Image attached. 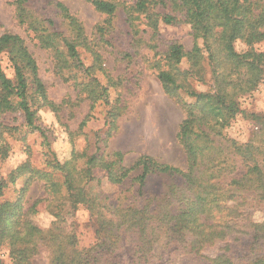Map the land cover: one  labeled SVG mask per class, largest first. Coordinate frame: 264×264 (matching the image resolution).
Segmentation results:
<instances>
[{
  "label": "rangeland",
  "instance_id": "374dc122",
  "mask_svg": "<svg viewBox=\"0 0 264 264\" xmlns=\"http://www.w3.org/2000/svg\"><path fill=\"white\" fill-rule=\"evenodd\" d=\"M58 1L81 25L85 38L76 47L78 60L66 56L65 67L57 66L53 50L41 45L38 32L18 21L12 0H0V34H18L36 61L50 104L38 109L35 124L45 131L54 157L65 165L72 149L90 156L99 146L97 153L106 161L116 158L113 152H121L118 164L125 167L145 154L184 170L186 156L176 139L184 109L162 89L157 72L167 67L163 57L171 43L178 42L189 51L194 42L202 46V40H194L186 23H161L157 34L152 35L142 14L131 10L137 0H110L116 3L112 14L97 11L85 0ZM29 6L47 19L46 23L53 21L52 29L69 33L68 20L56 9L55 0H30ZM156 10L164 12L167 8ZM56 42L55 47L66 53L63 43ZM234 47L239 53L248 48L241 41H236ZM252 48L262 52L264 42L254 43ZM0 60L5 74L12 78L5 56ZM203 64L205 70L189 77L188 85L178 91L187 103L194 101L188 89L203 93L213 89L214 76L207 59ZM179 67L188 68L185 57ZM93 79L100 85L98 90L106 89L95 98L90 97L84 86ZM235 101L236 112L223 134L251 145L255 161L264 171V71L250 90L236 95ZM82 121L85 124L80 127ZM46 149L39 132L26 126L21 111L0 115V202L20 201L24 212L35 200L50 196L47 179L64 181L57 163H48L52 162V156L46 155ZM84 161L80 157L75 166L70 165L71 185L61 184L59 192L47 201L52 210L61 208L60 224L53 223L54 216L45 207L33 214L43 232L36 239L37 251L28 264L92 263L100 257L111 264H211L210 260L223 252L221 240L205 245L199 252L185 247L188 243L183 241L185 234L190 239L195 235L193 227L185 228L190 225L185 201L176 197L185 191L180 175L152 172L139 187L136 177L141 173L140 166L119 184L108 181L105 169L92 168L91 176L79 182L78 171L85 168ZM18 166L24 169L12 181V172ZM234 193V200L228 202L234 206H228L224 214L230 218L236 211L239 214L236 225L250 227L249 230L253 224L263 223L264 201L258 199L256 191L242 188ZM127 213H138L136 223L144 219L145 223L138 228L126 226L125 222L134 221ZM166 216H172L170 222L183 227L178 224L177 232L169 233V237L163 236L160 225ZM7 241L0 245V264H13ZM224 250L225 255L239 260L246 249L233 244Z\"/></svg>",
  "mask_w": 264,
  "mask_h": 264
},
{
  "label": "trees",
  "instance_id": "16d2710c",
  "mask_svg": "<svg viewBox=\"0 0 264 264\" xmlns=\"http://www.w3.org/2000/svg\"><path fill=\"white\" fill-rule=\"evenodd\" d=\"M85 1L105 14H112L116 9V3L110 0ZM29 2L30 0H12L18 21L38 32L41 45L53 50L57 66L68 65L66 56L78 60L76 47L85 38L81 25L68 13L66 6L55 0L56 9L68 20L70 31L67 35L52 29L53 21L48 20L46 23L47 19L30 8ZM157 8H167V11L162 12L156 10ZM131 10L142 14L145 25L152 30V35L157 34L161 23H186L190 26L194 40H202V46L194 42L189 51H185L178 42L171 43L163 57L167 67L157 72L162 89L180 102L184 109L176 139L186 156V168L182 170L145 154L139 156L131 166L125 167L118 164L122 159L121 152H113L112 155L116 158L106 161L97 153L99 146H96V151L90 156L72 149L70 159L65 165H61L49 148L45 131L35 124L38 109L50 104L37 73L36 61L23 38L18 34L3 32L0 34V58L5 56L13 77L5 74L0 60V115L12 110L23 113L26 126L37 130L43 138L47 148L46 155L52 156V162L48 163H57L56 168L61 170L64 181L60 183L47 179L46 188L50 196L35 200L24 212L20 201L0 202V245L8 239L12 263L28 264L30 257L37 251L36 239L42 237L43 232L32 218L33 214L45 207L54 216L53 223L60 224L61 208L52 210L47 201L52 194L59 192L61 184L66 187L71 185L70 165L75 166V162L82 157L85 159V168L78 171L81 175L79 182L91 176L92 168L105 169L108 181L119 184L140 166L141 173L136 177L139 187L152 172L180 175L185 191H181L176 197L185 201L188 212L186 220L190 223L185 228L193 227L195 235L190 239L189 234H185L183 241L188 242L185 247L189 251L199 252L205 245L221 240L224 242L221 249L223 252L213 257L211 264H264V222L253 224L252 230H249L250 227L236 225L239 217L236 211L232 212L230 218L223 212L228 206L233 208L234 205H228V202L234 200V192L238 189L252 188L258 199L264 201V171L255 161L252 146L238 143L223 134V129L236 112V95L250 90L264 71V50L255 52L252 48L254 43L264 42V0H137ZM57 40L66 47V53L55 47ZM236 41L243 42L248 47L247 50L243 53L237 52L234 47ZM184 57L188 68L182 70L179 63ZM204 59H207L214 76L213 89L204 93L188 89L187 92L194 101L187 103L178 91L188 85L189 77L199 75L205 70ZM84 86L91 98L101 96L106 90L103 87L98 90L100 85L94 79ZM84 124L85 121H82L80 127ZM23 169L24 166H18L13 170L12 181ZM1 189L2 184L0 194ZM139 193L142 194L141 190ZM124 212H127V208ZM183 213L184 211L179 215ZM127 214L134 221L125 222L126 226L137 225L138 228L145 223V219L136 223L138 213ZM170 218L172 216L160 220L165 237L179 229V223H171ZM181 220L184 221L182 217ZM244 227L247 230H243ZM233 244L245 247L243 258L238 260L235 256L225 255L224 249L232 247ZM109 250L112 251L111 248ZM89 263L81 261L79 264ZM90 264L111 263L100 257L93 259Z\"/></svg>",
  "mask_w": 264,
  "mask_h": 264
}]
</instances>
